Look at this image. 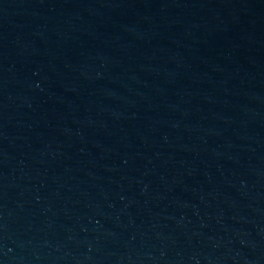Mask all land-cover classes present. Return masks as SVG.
Returning <instances> with one entry per match:
<instances>
[{
	"label": "water",
	"instance_id": "95a60500",
	"mask_svg": "<svg viewBox=\"0 0 264 264\" xmlns=\"http://www.w3.org/2000/svg\"><path fill=\"white\" fill-rule=\"evenodd\" d=\"M0 264H264V0H0Z\"/></svg>",
	"mask_w": 264,
	"mask_h": 264
}]
</instances>
